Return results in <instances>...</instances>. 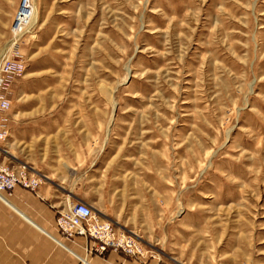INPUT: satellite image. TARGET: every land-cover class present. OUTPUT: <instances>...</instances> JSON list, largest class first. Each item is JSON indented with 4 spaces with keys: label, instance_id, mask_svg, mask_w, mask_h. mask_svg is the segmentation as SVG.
Instances as JSON below:
<instances>
[{
    "label": "rangeland",
    "instance_id": "1",
    "mask_svg": "<svg viewBox=\"0 0 264 264\" xmlns=\"http://www.w3.org/2000/svg\"><path fill=\"white\" fill-rule=\"evenodd\" d=\"M9 60L8 164L168 264H264V0H0Z\"/></svg>",
    "mask_w": 264,
    "mask_h": 264
},
{
    "label": "crops",
    "instance_id": "2",
    "mask_svg": "<svg viewBox=\"0 0 264 264\" xmlns=\"http://www.w3.org/2000/svg\"><path fill=\"white\" fill-rule=\"evenodd\" d=\"M8 156L19 160L10 152ZM44 177L36 192L17 188L9 197H1L0 264H168L143 252L91 253L89 239L62 238L56 217L76 197L62 176L48 171Z\"/></svg>",
    "mask_w": 264,
    "mask_h": 264
},
{
    "label": "built area",
    "instance_id": "3",
    "mask_svg": "<svg viewBox=\"0 0 264 264\" xmlns=\"http://www.w3.org/2000/svg\"><path fill=\"white\" fill-rule=\"evenodd\" d=\"M21 8L14 19L13 31L15 32H19L31 22L30 18H24L21 23L16 24ZM24 69V63L16 60H9L2 65L0 69V111L8 110L11 105L5 96L7 77L18 76ZM6 135L7 132L3 131L0 138L4 139ZM7 157V151L0 148V199H3L1 198L3 195L9 197L17 188L37 190L43 180L36 177L32 173L33 169L27 164L18 166L8 164L5 161ZM55 223L57 232L65 239H91L94 252L104 254L108 251H123L129 255L142 253L134 237L125 233H117L114 226L103 220L100 213L87 203H69L68 208L58 214Z\"/></svg>",
    "mask_w": 264,
    "mask_h": 264
},
{
    "label": "bare ground",
    "instance_id": "4",
    "mask_svg": "<svg viewBox=\"0 0 264 264\" xmlns=\"http://www.w3.org/2000/svg\"><path fill=\"white\" fill-rule=\"evenodd\" d=\"M31 1V0H30ZM28 2V1H27ZM30 3V2H29ZM25 6H27L28 8H30V9H33V6L34 5H22L21 7V13H20V15H19V19H17V21H16V24H18V23H21V21H22V19H23V17L25 18V15H24V11H25V9H24V7ZM24 20V19H23ZM12 40V39H11ZM13 41V40H12ZM13 48V47H12ZM7 154H8V152H7Z\"/></svg>",
    "mask_w": 264,
    "mask_h": 264
}]
</instances>
